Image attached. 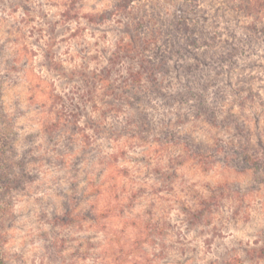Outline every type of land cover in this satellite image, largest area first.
Wrapping results in <instances>:
<instances>
[{"label":"rangeland","instance_id":"374dc122","mask_svg":"<svg viewBox=\"0 0 264 264\" xmlns=\"http://www.w3.org/2000/svg\"><path fill=\"white\" fill-rule=\"evenodd\" d=\"M121 1L0 0L3 125L20 163L0 216L6 264H264V173L199 161L165 137L207 149L234 141L232 127L207 118L215 107L264 143V43L227 76L195 83L182 65L207 50L190 48L161 85L141 81L138 110L129 102L140 63L120 50L137 9ZM231 4L190 6L208 31L239 34L251 20Z\"/></svg>","mask_w":264,"mask_h":264},{"label":"trees","instance_id":"16d2710c","mask_svg":"<svg viewBox=\"0 0 264 264\" xmlns=\"http://www.w3.org/2000/svg\"><path fill=\"white\" fill-rule=\"evenodd\" d=\"M170 1L166 0L168 3H174L173 0ZM186 1L187 7L178 4L172 9L160 8V3L156 0H139L138 6H135V0H122L119 4L121 8L134 6L137 9L134 16L136 34L134 40L120 45V50L129 57L133 56L140 63V69L134 74L140 83L136 85L135 80L131 79L130 84L133 89L131 90L133 100L131 99L129 103L135 109L140 110L138 91L145 92L149 89L141 81L147 79L156 87L161 85L158 75H169L172 71L171 65L185 60L191 51L190 48L195 51L194 54L207 50L204 53L203 62H189L182 65L181 74L195 83L198 76L203 78L211 73L219 77L227 76L242 60L246 59L244 56L249 58L251 52L259 44L264 43V14L261 15V12H264V0H228L236 12L251 20L239 34L232 30L222 31L220 28L212 32L208 31L201 22L199 5L192 7L190 6L192 0ZM123 52H116L112 58L113 61L124 57ZM126 90L128 89L123 92ZM202 109L206 110L207 105L202 106ZM218 111L220 109L212 107L205 113L212 124L223 128L231 129L232 127L234 136L237 137L234 141L225 142L218 139L211 149H207L191 139L189 135L182 138L176 132H166L167 142L174 145L182 144L185 150L199 161L208 163L219 158L226 162L227 166L232 163L245 170H251L256 176L263 174L264 143L253 144L251 128L239 120H234L235 116L232 112L221 115ZM3 113L4 105L0 90V216H3L10 208L11 201L8 197L18 180L17 166L20 164L14 155V145L10 136L4 129ZM219 118L224 119L219 120ZM0 264H6L1 244ZM223 264L235 263L226 260Z\"/></svg>","mask_w":264,"mask_h":264}]
</instances>
